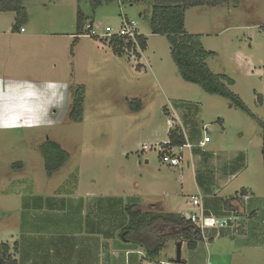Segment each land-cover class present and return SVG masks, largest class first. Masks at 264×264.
<instances>
[{
    "label": "rangeland",
    "instance_id": "obj_1",
    "mask_svg": "<svg viewBox=\"0 0 264 264\" xmlns=\"http://www.w3.org/2000/svg\"><path fill=\"white\" fill-rule=\"evenodd\" d=\"M24 2L25 33L12 30L15 12H0V248L9 243L16 259V242L36 249L53 236L63 237L61 223L78 192L113 200L123 196L129 203H143L150 193L167 201L172 192L181 202L198 197L190 148L182 150L177 167L163 164L156 148L167 142L178 107L189 112L191 141L208 135L205 148L221 156L220 169L235 174L215 186L219 196H236L242 188L249 192L236 203L240 219L232 230L237 238L247 234L253 209L264 218L257 119L179 75L167 37L151 32L150 5L114 1L93 11L89 0ZM79 8L101 36L86 27L78 33ZM126 17L147 38L140 58L131 49L116 54L106 38V27L117 31ZM186 29L200 34L205 49L214 52L207 59L211 70L230 76V88L264 120V0L189 8ZM77 91L84 93V111L72 120ZM135 98L142 101L139 111L129 104ZM47 140L70 153L52 176L42 151ZM236 242L228 247L227 239L216 241L210 251L234 252L239 264H264V246L240 249ZM189 250L184 246V257Z\"/></svg>",
    "mask_w": 264,
    "mask_h": 264
},
{
    "label": "trees",
    "instance_id": "obj_2",
    "mask_svg": "<svg viewBox=\"0 0 264 264\" xmlns=\"http://www.w3.org/2000/svg\"><path fill=\"white\" fill-rule=\"evenodd\" d=\"M93 11L97 10L105 3L118 1L121 5H135L145 3L151 7L150 27L153 34L165 35L170 43L171 55L177 66L179 75L187 82L198 84L205 92L219 95L229 99L249 115L257 119L262 129V152L264 156V120L257 118L249 109L245 101L235 93L230 85L234 80L226 74L215 73L211 70L207 59L214 54L213 51L205 49L200 34H193L186 29V12L189 8L208 6L216 7L233 1L236 4L240 0H89ZM15 12V23L13 32L20 31L28 19V12L24 0H0V12ZM87 17L81 9L77 15L78 33H83L86 27ZM93 22V21H92ZM109 44L114 52L123 55L129 49L137 52L141 57V52L137 50L134 41H127L118 36H112ZM141 50L147 47V38L140 33L137 38ZM141 67V64L138 65ZM80 92V91H79ZM78 91L75 94L71 119L78 120L84 111V96ZM133 111L142 108V101L135 98L129 101ZM187 143L183 130L179 126H174L169 131V142L171 146L183 147ZM42 151L45 159L46 171L49 176L58 171L69 159L70 153L66 151L58 142L47 140L42 144ZM223 173L228 172L223 169ZM234 173V172H232ZM201 185L204 186L202 178L198 177ZM207 190L211 191L213 184L207 185ZM247 189H242L240 193L232 198L224 199L218 196L206 197L204 208L206 214L213 213L218 217L226 215H239L240 207L238 203L243 196L248 195ZM160 204H155L154 209H145L138 203H129L125 206L128 215V224L121 231V237L129 243L139 245L146 251V255L151 260L159 259L161 252L170 240L186 242L187 248L194 250L199 242L204 240L202 230L192 223L186 216L173 212H166ZM256 210L250 214L249 219L255 217ZM225 228L216 230L224 233ZM0 264H18L11 254L9 243H3L0 248Z\"/></svg>",
    "mask_w": 264,
    "mask_h": 264
},
{
    "label": "crops",
    "instance_id": "obj_3",
    "mask_svg": "<svg viewBox=\"0 0 264 264\" xmlns=\"http://www.w3.org/2000/svg\"><path fill=\"white\" fill-rule=\"evenodd\" d=\"M25 32L26 30L23 31V33ZM197 32L202 34L204 31L199 30ZM173 112L175 115L173 116V121H170L168 140L164 143L169 142L170 129L174 126H179L183 130L187 143L183 147L174 146L177 148L176 150L182 154L184 148H190L186 146L187 144L193 145L190 148V156L194 159L195 178L199 196L192 195L191 202H181L173 198L176 196L173 192L172 198L168 199V201L150 193L149 196L143 198V203H132H138L147 210L154 209L156 207L155 204H160L159 206L166 212L188 216L191 213H200L202 208L205 211L204 203L206 197L218 196L224 199L234 197L235 195L228 197L219 196L215 186L217 188L219 186L222 187L223 184L220 183L222 181L227 182L235 174L223 173V169H220L221 156L215 153L212 154L211 151L205 148L206 145L199 146L204 138L200 137L196 142L191 141V126L187 119L189 112L187 113L185 108L183 110L179 107ZM197 149L201 151L196 152ZM232 161L233 159L228 160V162ZM146 162L148 163V160ZM187 164L189 166L191 162L188 161ZM198 177H201L202 182L207 185L213 184L214 187H212L211 191H209L210 189L207 190L206 184L204 186L201 185ZM78 194L75 197H71L67 206V209L74 215H71V212L66 213L67 221L61 223L64 233L61 238L64 239L59 238L60 235L53 236L47 240L44 239L46 245L44 244L45 246H39L36 249L31 247L30 243L21 246L16 242L13 246H15L18 264H239L235 262L236 256L234 252L223 253V250L212 252L210 247L216 241L222 239H227V242H231L228 247H232L236 241L235 246L240 249L258 247L257 245L264 246V218L260 219L256 214L253 219L247 222L249 229L247 234L243 235L244 238L241 241L233 232V226L225 228L223 234L216 232L214 229H207L204 234V240L199 242L194 250H189L191 252L187 254V257L183 256V248L187 244L182 242L181 262L176 261L178 243L173 240L167 242L159 259L151 260L147 257L143 247L126 242L121 237V231L129 221L125 212V206L129 204V202H126V198L122 196L113 200L101 195H99V198L97 194L92 195L90 191L85 193L86 198L80 195L79 192ZM195 201H198L199 204H196ZM191 203L194 205V209L190 207ZM60 217H63L62 213H60Z\"/></svg>",
    "mask_w": 264,
    "mask_h": 264
},
{
    "label": "built area",
    "instance_id": "obj_4",
    "mask_svg": "<svg viewBox=\"0 0 264 264\" xmlns=\"http://www.w3.org/2000/svg\"><path fill=\"white\" fill-rule=\"evenodd\" d=\"M87 32L95 37L101 36L94 26V22L90 21L86 25ZM106 38H110L112 36H118L126 39L127 41H134L137 45V50L141 52V49L138 45L137 38L140 35L139 28L137 27L136 22L129 20L127 17L124 19L123 23L120 25L117 31H114L112 27H106ZM21 31H25V28L22 27ZM133 50V49H131ZM211 138L208 135L204 136L203 141L200 142L199 146H205L208 142H210ZM188 147H193L192 144H187ZM160 153V159L163 164H166L171 167H177L182 162V154L177 151L176 147L171 146L168 143H161L156 147ZM196 204H199L198 201H195ZM192 223L197 225L203 232L207 229H221L227 228L230 226H235V223L239 222V215H226L223 217H218L214 214H206L203 208L200 213H191L186 216Z\"/></svg>",
    "mask_w": 264,
    "mask_h": 264
},
{
    "label": "water",
    "instance_id": "obj_5",
    "mask_svg": "<svg viewBox=\"0 0 264 264\" xmlns=\"http://www.w3.org/2000/svg\"><path fill=\"white\" fill-rule=\"evenodd\" d=\"M181 253H182V243L179 242L177 244V257H176L177 262H181V255H182Z\"/></svg>",
    "mask_w": 264,
    "mask_h": 264
}]
</instances>
